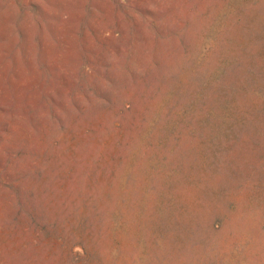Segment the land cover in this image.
<instances>
[{
    "label": "rangeland",
    "instance_id": "obj_1",
    "mask_svg": "<svg viewBox=\"0 0 264 264\" xmlns=\"http://www.w3.org/2000/svg\"><path fill=\"white\" fill-rule=\"evenodd\" d=\"M0 264H264V0H0Z\"/></svg>",
    "mask_w": 264,
    "mask_h": 264
}]
</instances>
